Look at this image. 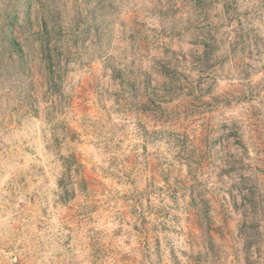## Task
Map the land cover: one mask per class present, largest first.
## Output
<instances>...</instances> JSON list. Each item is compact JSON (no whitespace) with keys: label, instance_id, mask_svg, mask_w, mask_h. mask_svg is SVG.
Wrapping results in <instances>:
<instances>
[{"label":"rangeland","instance_id":"374dc122","mask_svg":"<svg viewBox=\"0 0 264 264\" xmlns=\"http://www.w3.org/2000/svg\"><path fill=\"white\" fill-rule=\"evenodd\" d=\"M0 264H264V0H0Z\"/></svg>","mask_w":264,"mask_h":264},{"label":"trees","instance_id":"16d2710c","mask_svg":"<svg viewBox=\"0 0 264 264\" xmlns=\"http://www.w3.org/2000/svg\"><path fill=\"white\" fill-rule=\"evenodd\" d=\"M202 1V0H201ZM225 7L228 9V12L235 11V2L236 0H223ZM51 29H49V23L47 20L43 22V31L42 35L46 38L50 35ZM49 40V39H48ZM43 38L41 40V55L45 61L46 69L48 72V81L50 82L51 88L53 86H58V77L60 76V61H62L61 56L57 55V49L52 46L51 42ZM13 46L16 47V51L20 52L21 45L11 39ZM62 70V69H61Z\"/></svg>","mask_w":264,"mask_h":264}]
</instances>
